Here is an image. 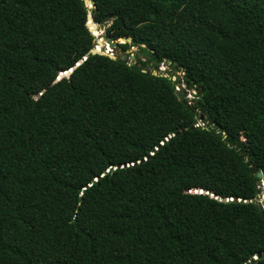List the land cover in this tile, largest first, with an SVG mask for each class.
Returning <instances> with one entry per match:
<instances>
[{"label": "trees", "instance_id": "trees-1", "mask_svg": "<svg viewBox=\"0 0 264 264\" xmlns=\"http://www.w3.org/2000/svg\"><path fill=\"white\" fill-rule=\"evenodd\" d=\"M92 2L0 0V264H236L264 249V181L247 163H264V0ZM89 14L119 55L92 52ZM133 47L148 59H125ZM165 62L199 89L195 113L159 72ZM181 127L151 162L105 176L80 203L74 181L105 153L135 154ZM193 186L253 203L221 204Z\"/></svg>", "mask_w": 264, "mask_h": 264}, {"label": "snow or ice", "instance_id": "snow-or-ice-1", "mask_svg": "<svg viewBox=\"0 0 264 264\" xmlns=\"http://www.w3.org/2000/svg\"><path fill=\"white\" fill-rule=\"evenodd\" d=\"M239 2L240 0H236L237 4ZM89 7H91V4H89ZM88 24L91 25L93 29H95L96 26L93 24L91 19L88 20ZM97 51H99V48H97ZM87 60L88 57L84 56L82 60H78L71 67L57 68V74L55 75L54 80L51 82V84H57L62 80V78L65 77H68L70 79L72 73L79 69L80 64ZM47 87L48 86H44V91H41L40 88L32 89V92L34 93L33 98L37 101H40V99L44 96ZM197 91H199L198 88L184 87L183 84L181 88L177 89V93L180 94V100L184 103L186 109L191 113H195L196 108L199 106L196 102V99H194ZM189 101L192 102L189 103ZM205 115V113H201L198 117H196V120L204 121ZM187 123L188 126L192 127L193 129L201 127L200 123H192L191 121H188ZM182 131H184L183 127H181L179 130H162L161 135L157 140H154L151 143L138 145L137 147H139L141 151L135 154H121L119 152L105 153V158L98 171L94 169L89 177L77 178L74 181L77 187V191L80 193V203H85L83 199L85 193L89 188L93 187V184L98 186L105 176L111 179L113 175H117L119 173L130 175L142 164L151 162V160L155 158L159 154V152L165 148V146H170L173 138L179 136ZM223 131L227 132L228 130L225 129ZM240 141L246 143L247 137L241 134ZM239 151H241L242 154H245L242 148L239 149ZM257 161H259V158H257ZM247 163L252 174L257 178V181H264V163H254L251 160H249ZM257 169H261V171L257 172ZM255 187L256 191L259 192L261 188H264V183L258 182L256 183ZM187 191L192 194L207 197L209 200H215L221 204L243 206L253 203L250 194H245L244 192H236L231 188L218 190L215 188H206L203 186H193L187 189ZM256 205L257 211L264 213V196H261V199L259 201H256ZM77 207H79V205H77ZM236 264H264V249L249 250L247 256L243 259H241L239 256L237 257Z\"/></svg>", "mask_w": 264, "mask_h": 264}, {"label": "rangeland", "instance_id": "rangeland-1", "mask_svg": "<svg viewBox=\"0 0 264 264\" xmlns=\"http://www.w3.org/2000/svg\"><path fill=\"white\" fill-rule=\"evenodd\" d=\"M100 28L101 27L99 26V29L94 33L96 35V37L99 40H101V44L98 45L97 47H99V49H100L101 52H106V53H109L110 55H113V56L119 55L120 54V50L117 49V48H115V46L110 47V44L108 43L109 42L108 39L105 38V37H101V36H103V34H105L104 33L105 30H104V28L103 29H100ZM120 41L121 42H124L123 39H120ZM130 52H131V57H128L127 54H124L123 57L125 59L130 60V61L133 62L135 60V58L133 59L132 55H134L135 53H138L140 55V57H141L142 60L148 59V55H146L145 53L140 52L137 47H133L130 50ZM148 67L151 68V69H153V67H152L151 64H149ZM161 67H165V70H166L165 73H167V75L172 76L173 79L175 78L176 82H178L177 85H179L178 88H181L182 87V84L184 85V87H188L185 84V82H184V79H183L184 73H183L182 70H179V69H177L175 67H172V66L166 67V66H163V64L161 65ZM159 72H162L160 70V67H159ZM197 93L198 92H196V96L194 98L196 100L198 99V94ZM191 102L192 101H189V103H191Z\"/></svg>", "mask_w": 264, "mask_h": 264}, {"label": "water", "instance_id": "water-1", "mask_svg": "<svg viewBox=\"0 0 264 264\" xmlns=\"http://www.w3.org/2000/svg\"><path fill=\"white\" fill-rule=\"evenodd\" d=\"M86 4H87L88 7H89V4H91V7L93 6L92 0H86ZM89 19L92 20V16L90 14H89ZM92 22H93V20H92ZM94 25L96 26L95 29H93L91 25H89V27H90V30L95 33L98 30V25L97 24H94ZM107 39L109 41L108 43L110 44V47H113L114 46V42L112 40H110L109 38H107ZM126 40L127 41H131L130 38H127ZM99 44H101V40H99ZM97 48H99V47L96 46L94 49H92V52L93 53L101 52L100 49H99V51H97ZM103 53H106V52H103ZM132 57L134 59L135 58V55H132ZM174 80H175V78H174Z\"/></svg>", "mask_w": 264, "mask_h": 264}, {"label": "built area", "instance_id": "built-area-1", "mask_svg": "<svg viewBox=\"0 0 264 264\" xmlns=\"http://www.w3.org/2000/svg\"><path fill=\"white\" fill-rule=\"evenodd\" d=\"M163 66L169 67V66H171V63L170 62H165V63H163ZM160 70L162 71V73H165L166 72L165 67H161L160 66ZM178 86L179 85L176 86L177 89H179Z\"/></svg>", "mask_w": 264, "mask_h": 264}]
</instances>
